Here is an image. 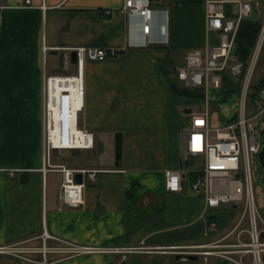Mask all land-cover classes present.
<instances>
[{"label": "crops", "instance_id": "0c3cea01", "mask_svg": "<svg viewBox=\"0 0 264 264\" xmlns=\"http://www.w3.org/2000/svg\"><path fill=\"white\" fill-rule=\"evenodd\" d=\"M186 1L164 2L166 27L156 11L143 36L140 18L119 11L122 0H0V248L71 243L119 249L44 256L0 251V264H237L216 251L236 250L237 237L248 241L246 232L233 230L241 208L221 205L203 217V197L189 190L184 172L180 191L165 188L166 171L194 169L200 161L184 149L190 107L197 109L193 115L207 111L213 125H223L238 102V86L227 81L207 94L192 90L203 98L171 88H183L174 78L186 53L217 41L205 31L203 0ZM75 47L119 54L84 63L81 128L93 134V148L50 156L51 164L95 171L93 180L84 175L83 205L71 207L58 198L62 174L44 161L42 82L48 74L70 73L61 70L74 65ZM130 247L140 248L124 251ZM243 262L249 264V254Z\"/></svg>", "mask_w": 264, "mask_h": 264}, {"label": "built area", "instance_id": "2783aa9c", "mask_svg": "<svg viewBox=\"0 0 264 264\" xmlns=\"http://www.w3.org/2000/svg\"><path fill=\"white\" fill-rule=\"evenodd\" d=\"M28 4L29 0H25ZM254 3V4H253ZM257 7V0H203L205 31L209 35L216 33V43L207 44L203 49L189 50L184 64L176 68V77L183 82V88L192 91H202L204 94L211 88L221 85V72L233 79L238 86V102L235 114L223 125H213L209 122L207 111L193 115L190 125L184 127V149L191 156L200 158V165L194 169L168 170L165 172V188L170 192L181 189V179L184 180L193 193L201 194L204 200L202 216L221 205H238L241 215L233 230L237 236L241 232L248 234V241L237 237L236 250L216 251L218 255L230 259L237 264L243 262L245 254L250 255L249 264H264V220L255 203L253 192V173L251 155L259 153L264 163V141L256 139L253 122L264 114V86L259 87L252 96V73L257 53L264 39L263 25L259 27L254 46V53L248 66L231 58L232 41L241 21ZM119 11L123 15L139 17L140 31L143 36L152 29L151 16L156 11L163 12L164 26L168 21V8L164 0H122ZM2 10L0 7V25ZM73 73H54L45 75L42 82V125H43V155L48 169L59 171L62 180L58 198L68 206L83 205L84 175L94 179L95 171L85 169L74 170L63 164H51L52 151L92 149L93 134L78 125L79 114L84 106V76L83 69L86 60L101 61L107 57L119 54L114 49L102 47H75ZM245 66V67H244ZM251 100L252 111L247 114V100ZM214 133V138H211ZM45 170V167L43 168ZM75 173L82 175L81 180H75ZM191 176V178H190ZM247 221L246 227H241ZM140 247H130L124 251L136 250ZM63 252L68 254L118 251L119 249L105 247L78 246L66 243L63 246L51 247L43 244L40 247H9L0 251ZM146 250H150L146 248ZM211 251H202L209 254ZM237 253L234 259L230 254ZM39 264H47L42 259Z\"/></svg>", "mask_w": 264, "mask_h": 264}, {"label": "rangeland", "instance_id": "374dc122", "mask_svg": "<svg viewBox=\"0 0 264 264\" xmlns=\"http://www.w3.org/2000/svg\"><path fill=\"white\" fill-rule=\"evenodd\" d=\"M171 0H164V2L170 3ZM186 2H191V0H187ZM254 4V3H253ZM263 17H264V0H257V7L253 10L249 16L241 21L235 37L232 41V48H231V58L235 61L241 62L245 66L251 61L252 55L254 53V46L251 44L252 38L255 33V29L257 24L259 23L260 26L263 25ZM244 66V67H245ZM62 68L61 72H74L75 66L70 62L68 67L64 70ZM176 76V75H175ZM222 80L227 81L233 85H237L236 82L231 79L225 71L221 72ZM264 78V39L261 44V47L257 53L255 63L253 66V73H252V82L256 83L257 81ZM176 84L179 87L183 86V82L178 80L177 77L174 78ZM222 84V82H221ZM252 91V87H251ZM201 100V99H200ZM251 100L250 98L247 100V114L250 115L252 108L250 106ZM191 114L187 113L188 117L193 118V114L197 111L196 107H190ZM81 115L82 112L79 114L78 125L81 127ZM209 122H212L211 115L209 116ZM187 122H185L186 124ZM253 128L255 132L256 139L260 142V148L263 146L264 141V114L258 117L253 122ZM211 138H214V133H211ZM63 154V153H62ZM62 154H58L57 157L61 158ZM58 158V159H59ZM200 165V161H196V167ZM251 167L253 173V192L255 197V203L259 210V213L264 220V163L260 159L259 153L251 155Z\"/></svg>", "mask_w": 264, "mask_h": 264}, {"label": "water", "instance_id": "95a60500", "mask_svg": "<svg viewBox=\"0 0 264 264\" xmlns=\"http://www.w3.org/2000/svg\"><path fill=\"white\" fill-rule=\"evenodd\" d=\"M74 59H75V53L72 51L71 52V60L74 61ZM170 86H171V88H173V90L176 93L182 94V95L187 96V97H195V98H203L204 97L203 93L189 91L185 88L179 89L176 87V85L174 83H171ZM121 151H122V138H121V134L119 132H117V133H115V141H114V159H115L116 166L120 165ZM74 176H75L76 181L79 182L81 180L79 173H75Z\"/></svg>", "mask_w": 264, "mask_h": 264}, {"label": "trees", "instance_id": "16d2710c", "mask_svg": "<svg viewBox=\"0 0 264 264\" xmlns=\"http://www.w3.org/2000/svg\"><path fill=\"white\" fill-rule=\"evenodd\" d=\"M259 27H260V25H259V23L257 24V26H256V29H255V33H254V36H253V38H252V42H251V44L253 45L254 44V42H255V39H256V36H257V32H258V30H259ZM262 86H264V78H262L261 80H259V81H257L256 83H252V96L256 93V90L259 88V87H262ZM194 161V160H193ZM190 178H191V176H190Z\"/></svg>", "mask_w": 264, "mask_h": 264}]
</instances>
